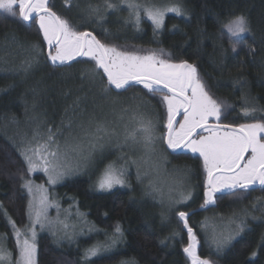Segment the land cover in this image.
Instances as JSON below:
<instances>
[{
    "label": "trees",
    "instance_id": "obj_1",
    "mask_svg": "<svg viewBox=\"0 0 264 264\" xmlns=\"http://www.w3.org/2000/svg\"><path fill=\"white\" fill-rule=\"evenodd\" d=\"M113 2L119 7L115 11H105L104 0H71V4H66L65 0H49L53 11L68 19L77 30L95 34L102 43L141 55L162 53V58L172 62L187 61L194 65L208 92L224 105L222 123L238 126L241 123L264 122V0H136L141 5L179 4L183 8L184 15L167 14L163 27L156 30L143 17L139 27L133 26L129 11L122 6L123 0ZM96 6L101 9L99 13L92 11V7ZM240 15L247 19L250 32L245 34L238 49L233 52L232 43L221 34L222 25ZM83 16L92 19V22L86 23L82 20ZM0 40L22 52L28 44L40 50L37 62L39 79L29 86L22 79L9 77L0 69V234L5 237L14 260L17 247L9 218L20 230L29 222V195L23 186V180L28 178L49 187L50 196L54 198L57 195L64 209L74 207L86 217L92 228L98 230L97 234L88 233L71 241L64 240L66 242L42 233L37 242L36 264H191L183 251L189 238L176 214L177 209L170 224L164 221L159 207L140 190H96L97 182L111 159L105 158L96 166L68 177L54 187H50L47 179L40 174L26 173V164L19 151L22 139L19 137L16 140L9 133L13 122L25 118L36 98L42 106L55 108L46 118L47 127H60L63 131L66 128L61 127L60 121L79 115L86 108L84 95L95 90L90 89L88 79L93 76L100 82L99 91L103 90V81L94 75L92 62L87 58L67 67L51 66L46 57V42L38 31V25L25 23L2 11ZM18 63L20 61L16 62V67ZM62 83L65 86L60 87ZM72 85L78 98L70 95ZM123 93H135L144 103L153 106L164 134L166 108L162 97L148 94L142 85H135ZM63 95L65 99L61 100ZM59 105L61 108H58ZM243 107H256L262 111L246 116ZM38 109L41 106L38 105ZM46 128L41 127V131ZM170 157L172 165L190 170L195 180L192 192L199 196L191 208L178 209L187 213L199 209L206 191L202 158L198 155L191 159ZM208 212H215L218 217L235 223L233 226L243 220L245 228L232 243L217 248L199 230V221ZM188 222L199 241V256L209 260L210 264H264V188L251 195L237 193L228 204L224 202L216 208L195 213ZM117 226L121 229L120 233L116 232ZM107 237L111 239L109 247L113 246V249L97 257L85 258L88 249Z\"/></svg>",
    "mask_w": 264,
    "mask_h": 264
},
{
    "label": "snow or ice",
    "instance_id": "obj_2",
    "mask_svg": "<svg viewBox=\"0 0 264 264\" xmlns=\"http://www.w3.org/2000/svg\"><path fill=\"white\" fill-rule=\"evenodd\" d=\"M129 10L130 22L139 27L142 17L151 22L154 30L164 25L165 16L169 13L184 15L179 4L141 5L136 0H123ZM71 4V0H65ZM119 5L113 0H104L105 11H115ZM100 7H92L95 13ZM0 11L24 22L38 25L46 42L47 59L53 65L71 64L78 58H87L92 62L94 75L103 81L105 92L116 91L118 95L130 90L135 85H142L152 96L162 97L166 108V131L159 137L166 149L172 153L191 152L202 158L203 170L206 174V191L204 205L215 203V193L227 189L235 193L238 189L249 190L253 185L264 186V122L241 123L234 126L221 122L222 105L206 89L197 68L187 61L172 62L162 58V53L149 52L141 55L136 51L121 50L116 46L102 43L91 32L77 30L68 19L53 11L49 0H0ZM250 32L247 19L240 15L230 18L222 25V35H227L232 43V51ZM26 69L31 61H26ZM247 116L254 108L243 107ZM179 117V120L177 119ZM134 125L127 129L124 143L140 144L145 155L154 151L157 137L152 122L143 118L142 114H134ZM63 125V122H62ZM71 128V122L68 124ZM115 134L101 125L95 131L87 132L85 139L77 143L65 141L60 127H47L43 131L39 127L33 129L31 137L25 136L20 146V155L26 164V173L42 172L47 176L49 185H54L67 172L72 170L71 154H80L87 149H94L105 136ZM135 163V161H133ZM123 171L109 166L98 181L101 190H110L115 185L125 183ZM139 178V172H138ZM23 186L29 193H39L38 203L28 205L29 224L21 231L9 218L15 236L17 257L13 261L12 253L0 245V264H36V228L52 226L48 217V209L52 206L47 189L43 185H35L31 179L25 178ZM153 192L159 193L154 184H150ZM169 199L180 203L188 199L181 192L179 199ZM177 216L187 229L189 242L183 248L191 264H210L198 253L199 241L188 224V213L177 209ZM7 217V212H4ZM67 234L69 225L57 221ZM245 228L243 220L237 225V231ZM116 232L120 233L119 226ZM232 238L218 239L222 246ZM99 247L88 249L85 258L95 256ZM255 255V253H253Z\"/></svg>",
    "mask_w": 264,
    "mask_h": 264
},
{
    "label": "rangeland",
    "instance_id": "obj_3",
    "mask_svg": "<svg viewBox=\"0 0 264 264\" xmlns=\"http://www.w3.org/2000/svg\"><path fill=\"white\" fill-rule=\"evenodd\" d=\"M122 6L127 9L124 2L122 3ZM127 11L129 10L127 9ZM82 20L86 23L92 22V19H88L85 16H83ZM224 36L229 40L227 35ZM238 47L239 44L236 45V49H238ZM39 56L40 50L38 47L36 48L28 44L25 51L22 52L14 46L9 45V43L0 40V69L4 70L9 77L22 79L27 86L39 79V72H37L39 70V65L37 64L40 60ZM18 61H20V63H18L19 65L16 67V62ZM26 61H31L30 68L26 69ZM88 84L90 85V89L95 90L84 95L83 99L86 108L79 115L75 114V116H71L72 119L60 121L61 127L63 126L66 128L64 130L62 129L63 135L60 138L61 144L63 145L65 141H68L69 143H77L84 140L85 134L87 132L95 131L97 125H101L110 131L114 130L115 134L105 136L104 140L98 143L94 149H87L80 154H71L70 163L73 165L72 170L67 172L57 181L56 184L49 186H57L68 177L80 174L83 171L96 166L105 158L111 159L112 161L107 166V169L109 166H114L123 171L124 174L122 178L125 183L123 185H115L110 190H101L99 189L97 182L95 187L96 190L99 192H110L119 188L130 190L132 192L140 190L142 193H145L151 203L159 207L158 209H160L164 215V221L172 224L173 212L182 207L191 208L195 205L199 196L195 192H192V185L195 180L191 172H189L190 170L183 166L172 165V158L165 151L166 146L164 148V144L159 139V137L163 135L164 128L162 127L155 108L144 103L142 101L143 99L135 93H122L120 95H115L112 92H105L104 90L99 91L100 82L93 76H91V79H88ZM59 85L60 87L65 86V83ZM70 95L74 98L79 97L76 94L73 85L71 86ZM64 99L65 95L61 97V100ZM38 105L41 106V109L37 110ZM58 108H61V106L59 105ZM253 108L255 109V112L262 111L260 108ZM54 111L55 108L49 107V105L42 106L40 101L36 102V98H34L33 103L28 108L25 118L13 122V128L9 133L16 140L20 139L19 137H21V139L25 136L28 137L32 134L34 128H46L48 126L46 118ZM134 114H142L143 118L152 122L157 139L154 151L151 153L150 157L145 155L144 149L140 144L124 143L123 137L126 130L134 125ZM69 122H71L70 129L68 127ZM195 155L199 156V154ZM133 161H135V163H133ZM138 172L139 178L137 175ZM36 173L47 179V176L44 173ZM32 181L35 185H43L37 181ZM150 184H154L160 189V192H153ZM43 186L47 189L49 200L52 202V206L48 209V217L52 222V226L50 227L46 225L43 229L39 226L36 228V261L38 238L44 232L62 242H66L64 240L71 241L70 239L78 236H87L86 234L88 233L94 234L98 232L97 229L91 227L92 225H90L86 217L80 211L74 207L64 209L59 204L57 195H55L54 198L51 197L50 188L46 185ZM181 192L188 195L187 200L177 204L169 199L170 195L173 199H179V194ZM27 193L29 195V202L33 201L34 203H38L39 193H29L28 191ZM57 221H63L69 225L67 234L63 227L56 223ZM234 224L225 220L221 216L218 217L215 212H208L203 220L201 222L199 221L198 225L203 236L205 238L207 237L212 245L217 248H224L226 243H232L234 239L240 235V232H236L237 226H233ZM27 226L21 231H25ZM229 235H231L232 238L222 246H218L216 241L218 239H224V237H228ZM110 242L111 239L108 240L107 237L105 241H99L96 243L95 247H99L100 250L93 257H97L100 254H104L110 251V249H113V246L109 247ZM0 245H3L5 249L10 251L6 245L5 237L1 234ZM12 258L14 261L13 253ZM121 264L129 263L124 262Z\"/></svg>",
    "mask_w": 264,
    "mask_h": 264
},
{
    "label": "flooded vegetation",
    "instance_id": "obj_4",
    "mask_svg": "<svg viewBox=\"0 0 264 264\" xmlns=\"http://www.w3.org/2000/svg\"><path fill=\"white\" fill-rule=\"evenodd\" d=\"M222 116L223 114H221V122H222ZM167 152L171 155V156H176L177 158H183V159H191L192 157L194 156H197L195 154H192L190 152H180L178 154H172L170 153L168 150ZM258 185V184H256ZM264 188V186H260L259 188H256L254 186H252L249 190L245 191L243 189H238L235 193H229V191L227 189L225 190H222L221 192H218V194H215V208L218 207L219 205H221L222 203L224 202H227V204L229 203L230 201V198L237 194V193H243V194H246V195H251L253 193H257L259 191H261L262 189ZM206 197L203 198L202 202H201V205L199 208H202V205H204V201H205ZM212 204H208V205H205V206H211ZM203 206V207H205Z\"/></svg>",
    "mask_w": 264,
    "mask_h": 264
},
{
    "label": "water",
    "instance_id": "obj_5",
    "mask_svg": "<svg viewBox=\"0 0 264 264\" xmlns=\"http://www.w3.org/2000/svg\"><path fill=\"white\" fill-rule=\"evenodd\" d=\"M25 23H31V22H25ZM89 32V31H88ZM93 34V33H92ZM94 36H96L95 34H93ZM97 38V37H96ZM98 39V38H97ZM46 53H47V49H46ZM46 57H47V54H46ZM80 59H82V58H78L76 61H72L71 62V64H66V65H53L52 63H51V61L50 60H48V62L50 63V65L51 66H53V67H67V66H70V65H72V64H74V63H76V62H78ZM114 92H116V91H114ZM117 93V92H116ZM178 120H179V117L177 118ZM168 150V149H167ZM170 153H172L171 152V150H168ZM172 154H178V153H172ZM254 187H256V188H259L261 185H253ZM230 193V192H229ZM215 194H218V192L217 193H215ZM215 206V203L214 204H212L211 206H205V207H202V208H199V209H196V210H194V211H191V212H188V219L192 216V215H194L195 213H200V212H204V211H206L207 209H209L210 207H214ZM188 224H189V222H188ZM190 226V225H189ZM184 228V227H183ZM184 231L187 233V229L186 228H184ZM194 231V230H193ZM195 232V231H194ZM198 248H199V245H198ZM197 253H198V249H197ZM199 255V254H198Z\"/></svg>",
    "mask_w": 264,
    "mask_h": 264
}]
</instances>
